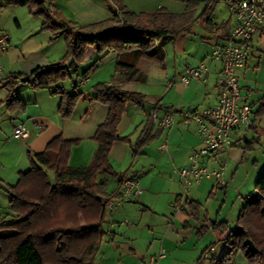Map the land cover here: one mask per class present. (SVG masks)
Returning a JSON list of instances; mask_svg holds the SVG:
<instances>
[{
  "label": "crops",
  "instance_id": "crops-1",
  "mask_svg": "<svg viewBox=\"0 0 264 264\" xmlns=\"http://www.w3.org/2000/svg\"><path fill=\"white\" fill-rule=\"evenodd\" d=\"M49 1L55 3L59 0ZM112 1L115 7L117 4L122 3L128 8L124 0ZM150 1L153 10H145L149 13L159 7H164L178 14L183 12L186 7L185 3L179 0ZM3 9L4 6L0 4V39L4 38L7 41L6 47L0 46V168L9 167L13 169L14 176H17L14 183L6 182V180L0 177V190H5L7 185L15 184L18 174L29 169L30 162L27 166L24 163L25 155L27 154L28 156V152H41L48 141L59 134L65 139L78 140L70 149L68 165L71 167L87 166L97 148V143L92 138L93 134L97 125L105 119L109 111L108 105L100 103L97 100H89L91 90L87 88L82 93V98L87 99V101L89 100L90 115L84 122L74 124L66 129L65 120L59 119L57 114L60 97L58 96L57 98V96L52 95L48 88H33L24 82H18L14 89V94L11 96L6 82L12 80L13 75H28L34 69L55 61L57 56L63 53L64 46L63 42L59 41L61 39L52 40L50 39V34L38 32V28L43 22V19L40 18L35 19L28 27L22 28L20 24L16 23L18 29H7L8 25L6 23L8 21L5 15L4 19H2ZM229 21L231 27L234 19L230 12ZM196 23L201 24L200 22ZM208 27L210 28L209 25L205 24H201L200 26L202 30L200 37L211 39L210 42H207L208 45L204 53H196L194 46L192 50H186V43L188 41L186 35L165 40L161 48L164 53L163 61L161 63L151 62L163 72L161 79H154L141 70L143 73L141 81H128L125 72L116 71L115 65H112V69L110 70L112 78L107 82L105 81V83L121 86L127 91L139 92L145 95L146 99L142 105L133 102L126 104L117 130L121 137H127L128 140L116 141L110 148L108 158L114 174L100 173L97 179H104L106 181V192L112 193L117 189L119 192V182L121 179L135 177L139 181V186L143 181L141 187L144 189V192L122 201V207L120 206L115 210H109L105 204V218L102 225L104 232L92 264H112L110 259H115L117 255L120 258L123 255L133 257L138 252L141 253V256L137 258L145 263V258H147L151 244L154 242H149V247H147V251L145 252L147 254L144 255L142 249L135 243L137 237L140 238L142 235V225L143 227L155 226L156 229L160 230L159 234L161 235L158 243H156L157 251L148 256L149 264H155V258L158 259L157 264H161L163 261L167 264L169 262L182 264L188 255H194L195 264H201L202 262L203 264H208V260L202 255L203 251L209 245L213 246L216 240L221 239L224 242L223 236L214 230L213 224L223 222L228 223L229 226L233 225L242 208L250 201L249 195L255 190L258 176H260L262 169H264V163H262L260 169L253 170L252 190L243 189V180H240L234 188H228L227 184L223 186L218 184L214 177L206 178L205 188L207 198H215L217 194L222 192L225 197H230L231 201L228 206L224 203L220 205L214 220L208 217L207 210L205 213L203 212V206L199 199H194L192 196L189 197L187 195L183 196L179 193L178 188H173L174 183L175 186H181L177 172L188 165L190 152L203 146V140L197 131L196 124L193 121H187L183 112L185 110L192 111L193 109H202L214 105L219 92L216 80L219 64L211 62L209 57L213 46L216 43L222 42V40L218 38V32L215 30H210V33L207 34L206 28ZM191 32L192 28L188 34H191ZM261 39H264V36H254L248 41V57L244 66L238 69V76L247 71L248 58L252 54L254 42ZM94 52L93 47H88L85 56L87 62L93 58ZM115 55V52H108L104 59L114 60ZM201 63L206 64L210 72L206 75L202 74L201 78L190 79L187 84L183 83L180 76L185 68L197 67ZM81 65L77 69L75 78L72 79L78 88L80 86L84 87L85 83L89 81L88 75L84 72L85 69H82V76H78ZM152 68L155 72L158 70L155 67ZM247 91H252V89L248 88ZM249 94L252 93L244 94L242 89L240 97V103H248L252 107L251 127L249 130L258 132V129H260L264 131V127H260L262 121H260L259 117L261 115L258 114L260 100L264 97V93L261 94L262 96L260 95L257 98L251 99L248 96ZM12 97L16 98V101L11 104L7 103V99H11ZM153 110L156 111L158 116L175 110L173 125L167 128L160 127L151 116ZM18 125H22L28 131L27 137L17 138L12 136V129ZM144 132L149 138L139 148V154L133 157L132 146ZM255 138L246 139L244 131H234L231 134L232 145L230 147H224L203 155L199 163L211 170L217 168L220 162L225 163L226 160L228 161V167L230 163L231 171L228 175V167L227 169L225 167L223 176L235 181L237 166L234 167L231 162L236 163L239 160L240 154L237 146L240 147L242 145V149L246 151L252 147V143L250 142H254ZM249 153L252 155V151ZM258 156L259 153L256 158H253V168L254 166L257 168ZM162 174L165 175V178ZM167 176L169 181L166 180ZM154 177H157V179H154ZM113 180L114 183H111ZM202 181L203 179L199 183L191 184L188 192L195 193V195L200 193L201 189H199V186ZM111 184L112 187L108 188ZM157 184H161L162 187L166 188L167 192L170 191L173 194V204L178 201L182 202L179 204V208H176L179 211L174 218L178 222L183 223L181 229L173 228V223L167 224L165 227L161 226V223L158 222L152 224L153 218L151 217L143 220V216L157 213V200L162 193L155 190ZM233 190H237L238 192L236 196L231 198L230 195ZM181 197L183 200H181ZM187 201H192L200 206L197 218L189 210L186 204ZM107 211H109L108 214ZM6 215V219H10L14 214L7 213ZM191 220H194L196 223L190 222ZM198 223L201 224L199 225ZM192 229L194 231L191 232ZM193 232H195L196 237L193 235ZM208 236L213 240L205 242V238ZM213 247V254L217 257H220L227 249L225 242L222 254H216L215 246ZM161 253H164V256L159 257ZM120 263L123 264V262ZM232 264L248 263L242 253L239 252Z\"/></svg>",
  "mask_w": 264,
  "mask_h": 264
},
{
  "label": "trees",
  "instance_id": "trees-1",
  "mask_svg": "<svg viewBox=\"0 0 264 264\" xmlns=\"http://www.w3.org/2000/svg\"><path fill=\"white\" fill-rule=\"evenodd\" d=\"M179 1L186 5L179 14L164 7L151 13H135L119 3L106 20L77 25L54 20L42 7L43 1L9 0L27 6L34 15H41L42 28L50 30L53 37L64 35L66 45L61 60L38 67L28 75H13L12 80L6 82L10 95L14 94L18 82L33 88H48L50 93L60 97V116L70 117L81 93H69L57 84L66 77L71 78L90 46L101 54L115 52L116 71L125 72L128 81H141L143 73L137 66L138 61L161 63L164 58L161 48L167 38L186 35L195 22L212 24L213 6L218 0ZM199 8L201 11L197 14ZM229 27L228 20L215 28L222 41ZM73 86L76 88V83ZM92 99L108 105L109 111L93 134L97 148L90 163L85 167L69 166L70 149L78 140L65 139L59 134L48 141L41 152H28L29 169L18 174L15 184L5 187L14 215L0 219V264L93 263L104 232L105 204L119 197L118 189L107 193L106 181L98 180L97 176L114 174L108 158L110 148L116 141L128 140L118 134L120 117L128 102L142 105L146 97L115 84L98 83ZM15 101L13 97L7 99L9 104ZM258 114L264 115V97L260 100ZM148 138L144 132L136 140L132 146L133 157L139 154V148ZM48 170L54 174L52 182ZM255 190L257 195L242 208L234 227L228 228L223 222L213 224L227 245L218 264H232L239 252L248 264H264V172ZM186 204L197 218L200 206L192 201ZM254 210L256 213H250ZM250 215L256 217V227L246 223Z\"/></svg>",
  "mask_w": 264,
  "mask_h": 264
},
{
  "label": "rangeland",
  "instance_id": "rangeland-1",
  "mask_svg": "<svg viewBox=\"0 0 264 264\" xmlns=\"http://www.w3.org/2000/svg\"><path fill=\"white\" fill-rule=\"evenodd\" d=\"M153 1V0H152ZM157 1V0H155ZM154 1V2H155ZM150 0H124V3L128 6V8H130L129 10H133L134 12H146L145 10H151L152 9V4H150ZM0 4H2V6H4V11H3V15H2V19H4V15L7 19V29L11 28L12 29H18L16 23L20 24L22 28L24 27H28L31 25V23L37 19L40 18L42 19L41 15H34L30 12V10L28 9L27 6H22V5H18V4H13L10 3L9 0H0ZM42 7L45 10H48V12L50 13V15L52 16V18L56 21H64V22H68V23H72V24H77V25H86V24H90V23H94V22H99V21H103L106 20L107 18L111 17V15L113 14V12H115L117 9L115 7V4L112 0H59L56 1L55 3L50 2L49 0H44L42 2ZM153 10V9H152ZM201 11V9L199 8L196 12L197 14ZM179 14V13H178ZM229 20V11L228 8L226 6L225 0H218L214 6H213V11H212V24L210 25V28H206L207 34H209L210 30H215L216 27L220 26L221 24L227 22ZM201 24L198 23H194L191 28H192V32L191 34H186V37H188V41L186 43V50L196 49V53L202 52L204 53L206 51L207 42H210L211 39H204L201 38L200 34H202V30L200 29ZM209 29V30H208ZM38 32L39 33H47L50 34V39L52 40H56V39H61L59 41L63 42V46H64V51L63 53H61L60 55L57 56V58L55 59V61H59L61 60V58H63V56L65 55L66 52V45H65V36L64 35H59L57 37H53L52 33L50 30L47 29H43L42 28V23L40 24L39 28H38ZM56 46V44H54ZM92 47V46H90ZM94 48V53L95 55L93 56L92 59H89L88 62L85 60V56L84 59L82 61L79 62L78 67L81 65V70L78 73V76L81 77L82 75V69L86 72V74L88 75V83H85V86H80L79 88L76 87L74 88V83L72 81L73 78H75L76 76V72L74 74H72L71 78L66 77L62 80H60L57 84V86L63 88L65 91L67 92H79L81 93L79 99L77 100L73 112L71 114L70 117L68 118H62L60 116V114L58 113V108H57V114H58V118L61 120H65L66 123V129H68L70 126L77 124V123H82L84 122L88 116L90 115V109L88 107V101L93 100L92 97L94 95V87L95 85H97L98 83H105V81L107 82L109 79H111L112 77V73H111V69H112V65L114 66L116 63V55L114 60L112 59H107L105 60L104 57L106 56V54H101L98 53ZM88 50V48H87ZM113 52V51H110ZM87 53V52H86ZM252 54H250V57L248 58V67H247V71H245L244 74H240L239 75V82H240V86H241V90L243 89L244 94L245 93H252L249 94V98H257L258 96H260L262 93H264V39L258 40L257 42H254V48L251 51ZM193 54V53H191ZM109 61H113V62H109ZM53 62V61H52ZM87 62V63H86ZM137 66L139 67L140 70H142L143 72L147 73L150 75V77L156 79L159 78L161 79V76L163 77V72H161L158 68H156L157 66H155V64H152L151 62H146V61H138ZM152 67L156 68V72L155 70H153ZM157 73V74H156ZM249 85V86H248ZM244 86V87H243ZM87 88H90L91 93H90V99L87 101V99L82 98V93L85 92V90ZM250 88L252 89V91H247V89ZM50 91V90H49ZM57 96L58 98V94H52ZM262 96V95H261ZM261 122L260 127H264V115H261L259 117ZM259 123V122H258ZM68 127V128H67ZM259 128V127H258ZM258 132H253V130H249L247 129L246 131H244L245 137L246 139H251L253 137L255 138V141L252 143V147L248 148L246 151H244L242 149V145L239 147L237 146V150L239 151V160L236 161V163L231 162L234 167L237 166V173H236V178L235 181H232V179H230L229 177H225L226 180V184L228 185V188H234V186H236V184L240 181L243 180L244 181V190H252L253 189V173L254 171H256V169H260L262 166V163H264V131H261L260 129H258ZM250 151H252V155L249 153ZM258 160H257V168H253V158H256V156L258 155ZM25 166H27V164H29V159L27 154L25 155ZM228 161L225 160V167L227 169L228 167ZM233 167V169H234ZM230 163H229V167H228V172L227 174L229 175L230 170ZM253 168V169H252ZM13 169L7 167V168H0V177H2L4 180H6V182L9 183H14L16 180V176H14V172L12 171ZM252 170V172H251ZM254 170V171H253ZM258 172V171H257ZM262 172H264V169H262ZM261 172V174H262ZM48 174V178L49 180L52 182L53 178H54V174L52 171L48 170L47 171ZM142 174V173H141ZM260 174V175H261ZM162 176L165 178V175L162 174ZM260 177V176H258ZM154 179H157V177H154ZM145 180V179H144ZM166 180L169 181L168 176L166 177ZM173 180V179H172ZM258 180V179H257ZM1 181V180H0ZM157 183L158 180H156ZM111 183H114L111 181ZM143 184V181L140 184V188L142 190V192H144V189L141 187ZM205 184H206V178H203L202 183L199 186V189H201L200 193H197L195 195V193H184V189L182 186L180 185H176L175 183L173 184L174 187L173 188H178L179 193L182 194L183 196H189L194 199H199L200 202L202 203V210L205 213V211H208V217L211 220L215 219V215L217 214L216 212L218 211L219 207L221 204H226L227 206L229 205V203H231L230 201V197H225L223 195L222 192H220L219 194L216 195L215 198H207L206 196V188H205ZM155 186V185H154ZM7 187V186H6ZM112 187V184L108 186V188ZM190 188V186H189ZM155 190L157 191H161V195H159V199L157 200V206L156 208L157 213L156 214H147L145 216H143V220L148 219V217L153 218V222L152 224H156V222L161 223V226L165 227L167 224H172L173 228H182L183 223L182 222H178L177 220H175V215L176 213H178L179 210L176 209L175 206L179 205L180 203H182L181 201H178L176 203H172L173 202V197H172V193H170V191L167 192L165 187H162L161 184H157L155 186ZM242 190V189H241ZM238 191L237 190H233L232 194L230 195L231 198L236 196V193ZM257 195V192L254 190L252 193H250L249 195V199L253 200L255 198V196ZM181 200H183V198L181 197ZM225 200V201H224ZM123 205V203H122ZM122 207V206H121ZM121 209V208H120ZM255 212H250V213H256V210H254ZM7 213L11 214L12 212V208L10 206V202H9V196L7 194V192L5 190H0V216L2 217L1 219H6L7 218ZM109 213V211H107V214ZM163 214V215H162ZM147 217V218H145ZM256 217L254 216H249V219H247L246 223L248 222L249 226H253L256 227ZM190 222L192 223H196L194 220H191ZM199 225L201 223H198ZM228 228H232L235 226L236 222L233 223V225L229 226L228 223H225ZM255 224V225H253ZM198 225V226H199ZM252 227V228H253ZM151 228V229H150ZM142 235L140 238L137 237V240L135 241V243L142 249L143 254H147L145 253L147 251V247H149V242L153 241L154 243L151 244V248L149 250V253L147 255V258H145V263L141 260H139V256H141V253L138 252L137 255H133L132 256H121L122 258L119 257V255L116 256L115 259L111 260L112 264H121L120 262H123V264H149V254H153L155 253L156 250V243H158V240L161 238V235L159 234V229H156L155 226H148V227H143L142 225ZM194 231V229L191 230V232ZM195 232H193V235ZM196 237V236H195ZM211 237H207L205 238V242H209L210 240H213ZM155 241H154V240ZM155 244V245H154ZM210 246V245H209ZM208 246V247H209ZM215 246V252L216 254H222L223 252V246H224V242L220 239V240H216L214 241V245ZM216 256V255H214ZM136 257V258H134ZM217 257V256H216ZM155 264H157L158 259L155 258ZM195 257L194 255H188L185 259L184 262L182 264H195ZM206 259V258H205ZM218 259L219 257H217V263L218 264ZM161 264H167L165 261H163ZM168 264H177V263H171L169 262ZM203 264V262L201 263ZM207 264V263H205Z\"/></svg>",
  "mask_w": 264,
  "mask_h": 264
},
{
  "label": "built area",
  "instance_id": "built-area-1",
  "mask_svg": "<svg viewBox=\"0 0 264 264\" xmlns=\"http://www.w3.org/2000/svg\"><path fill=\"white\" fill-rule=\"evenodd\" d=\"M225 3L234 22L226 39L213 46L209 57L211 62L219 64L216 79L219 86L217 100L212 106L183 112L187 121H193L196 124L197 131L203 140L201 148L190 152L188 165L177 172L184 193L188 192L191 184L199 183L203 178L214 177L218 184L225 185L224 162H220L217 168L210 170L201 165L199 160L210 152L230 147L231 134L234 131H246L251 127L252 107L248 103H240L241 87L238 69L244 66L248 57V41L254 36H264V0H225ZM0 46H7L6 39H0ZM209 72L208 66L201 63L197 67H186L180 79L187 84L190 79L201 78L202 74L206 75ZM174 113L175 110H171L158 116L153 110L151 116L160 127L167 128L174 123ZM12 136L25 138L28 136V131L22 125H18L12 129ZM141 192L137 178H124L119 187V197L107 202L106 208L115 210L121 206L122 201L137 196ZM176 208H179V205ZM213 251L212 245L204 250L203 256L208 260V264L217 263V257L214 256ZM162 256L164 253H161L159 257Z\"/></svg>",
  "mask_w": 264,
  "mask_h": 264
},
{
  "label": "water",
  "instance_id": "water-1",
  "mask_svg": "<svg viewBox=\"0 0 264 264\" xmlns=\"http://www.w3.org/2000/svg\"><path fill=\"white\" fill-rule=\"evenodd\" d=\"M38 3L42 2L43 0H36Z\"/></svg>",
  "mask_w": 264,
  "mask_h": 264
}]
</instances>
